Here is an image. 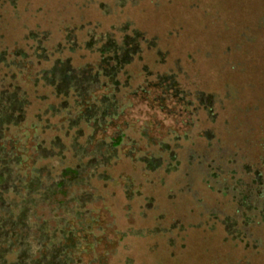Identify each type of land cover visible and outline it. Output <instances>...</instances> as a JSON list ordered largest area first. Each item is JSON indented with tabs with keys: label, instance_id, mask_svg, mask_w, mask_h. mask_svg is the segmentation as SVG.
<instances>
[{
	"label": "rangeland",
	"instance_id": "obj_1",
	"mask_svg": "<svg viewBox=\"0 0 264 264\" xmlns=\"http://www.w3.org/2000/svg\"><path fill=\"white\" fill-rule=\"evenodd\" d=\"M8 6L0 11L7 45L20 35L21 23L57 24L59 10L86 25L77 38H86L87 29L97 40V78L111 83L116 73L122 80L126 72L113 105L123 110L129 105L139 120L144 103L127 92L156 82L175 99L174 126L187 113L190 124L174 148L179 163L163 172L158 163L167 148L151 146L145 126L140 133L132 125L121 127L125 138L119 148L127 149L122 154L112 146L118 133L97 140L113 108L104 99L103 108L87 113H97V124L60 126L66 130L65 147L51 142L52 129L45 126L43 134L37 128L28 138L26 130L36 123L32 112L40 105L25 119L14 118V124L24 125L13 127L4 115L11 105L3 104L0 199L7 204L0 202V264H264V228L246 224L240 216L246 208L221 195L227 177L205 183L206 167L187 162L195 150H210L196 137L204 130L214 133L226 152L238 146L250 158L256 155V140L264 135V0H30L18 13ZM66 38L73 47V39ZM58 39L53 34L44 40L51 45ZM70 54L62 49L57 57ZM51 74L61 75L57 67ZM82 77L76 81L86 99L99 82L93 79L87 87ZM189 105H204L213 117L192 112ZM147 155L150 160H144ZM100 169L109 180L97 176Z\"/></svg>",
	"mask_w": 264,
	"mask_h": 264
},
{
	"label": "trees",
	"instance_id": "obj_2",
	"mask_svg": "<svg viewBox=\"0 0 264 264\" xmlns=\"http://www.w3.org/2000/svg\"><path fill=\"white\" fill-rule=\"evenodd\" d=\"M29 1L0 0V11L5 5H9L8 7L11 8L12 12L18 13L20 5L23 4L26 6ZM97 4L100 5L102 3L97 2ZM81 7L82 5H78V8ZM37 10L39 9L37 8L36 12ZM60 12L59 10H55L57 24L26 25L21 23L20 35L11 45H7L3 41L4 36L0 33V42L4 43L3 46L0 45V102H3L0 103V107L3 104L6 106L7 103L10 104L11 109L4 115L5 117H10L8 121L12 123H8L7 125L20 127L24 123L22 121L19 123L20 121H18V123L14 124L13 119L17 116L19 119H25L26 114L31 112V108L33 110L34 105H40V107H36V110L32 112L33 118H36L34 119L36 123L29 125V129L26 130L29 136L28 138L36 136L35 134L39 131L37 128L40 129V134H43L44 132L41 131V128L45 126V128L52 129L50 131L53 132L51 142L55 140L61 147H65L67 143V137H64L66 130L60 126L65 125L68 121L71 126L72 124H76L77 121H82V123L89 121L97 124V113L88 117L87 113L89 109L93 108L95 111L96 107L103 108V104L101 105L100 103L103 99L105 102L107 101V105H113L112 102H115V95H119L124 80L128 76L124 71L123 76H126V78L121 80L116 76V73L115 76L111 77V83L103 82L99 77L97 78V47L94 48V42H97V40L89 37L87 29L85 30L86 38L83 37L82 41L77 38L78 33L86 25L72 18L66 19ZM53 34H58L59 39L54 41V44L47 45L44 39ZM44 36L46 37L44 38ZM66 37L73 39V47L66 45ZM62 49H68L71 54L62 58L57 57L59 51ZM89 54H93L95 57H89ZM88 58H92V60L88 62ZM56 67L61 73L60 77H55L51 74ZM77 76H83V84H90L87 87L92 86L93 79L96 80L95 84L99 82L98 88L93 90L86 99H84V96H80L82 92L84 93L82 89L84 87L77 85ZM86 78L89 81H86ZM128 80L126 84H129ZM155 83L151 82L150 85L146 86L141 85L138 92L133 90L127 92L129 95L137 94L138 98L144 103L145 110L140 114L139 120L129 110V105L123 110V107H120L116 103V105H113L111 117L106 120V124L109 126L105 127V125L97 131L99 134V136L97 135V140H102L100 134L109 136L118 133L112 146H114L115 150L119 151V154H122L127 149L119 148L120 142L125 138L124 134L120 133L121 127L123 125H132L134 131L137 133H140L147 127V136L153 143L151 146L157 145L167 148L164 153L165 155H161L160 159L157 158L160 160L158 169L164 168V172L175 169L177 163H179V160L175 158L174 148L176 145L178 146L179 139L186 137L190 121L187 115L188 113H185L186 116L183 115L185 118L183 117L180 121L177 119L179 123L174 126L176 117H174V112L172 114V109L175 107V99L171 96L170 91L165 93ZM59 86H63L65 91H60ZM180 91L178 90L177 92ZM92 99L95 101L93 104H91ZM94 103H97V105ZM73 104L75 105L74 109L70 108ZM189 106L192 112L201 111L212 116V110H209L204 105ZM12 108L14 109L12 110ZM52 109L56 114H51ZM73 112H75L74 116L65 117V115H70ZM153 114L157 115V118H154L152 116ZM56 115H60V117L57 122H54ZM149 115L151 117H148ZM222 124V126L227 125L224 120H222ZM7 125L2 130H7ZM65 128L69 129L68 126H65ZM166 130L176 135L167 137L168 133L165 135ZM202 132H196V135L199 134L200 136ZM3 137L9 140L7 134H4ZM109 138L111 139L110 136ZM9 141L13 144V147L14 144L17 145V142L14 143L15 140L12 139ZM220 145V141L215 139V147L213 149L205 152L203 150L199 152L195 150V152L187 156V162L190 165H204L206 167V173L202 178V180L204 177L206 178L204 180L205 183L214 181L215 184H219L218 181L220 179L225 182V179L222 177L226 176L228 183L222 185L223 187L220 189L221 195L229 197L240 208H246L240 214L241 219L246 224L251 223L264 228V135L262 138L256 140L255 149L257 151L253 158L247 156L239 148L226 152L221 149ZM125 156H128V158L130 156V158L134 159L138 158L136 154H128ZM150 157V155H147L143 158L144 160H150ZM69 170L70 168L68 167L61 168V171L67 172ZM101 175H104L107 180L110 178V176L107 177L104 169L97 171V176ZM0 178L2 177L0 176ZM0 202L7 204L3 198L0 199Z\"/></svg>",
	"mask_w": 264,
	"mask_h": 264
},
{
	"label": "crops",
	"instance_id": "obj_3",
	"mask_svg": "<svg viewBox=\"0 0 264 264\" xmlns=\"http://www.w3.org/2000/svg\"><path fill=\"white\" fill-rule=\"evenodd\" d=\"M196 137L205 143L204 146L207 149H213L215 147L214 141L218 139L217 136L209 130H204L200 136L198 134ZM238 148V146H235L234 149L237 150Z\"/></svg>",
	"mask_w": 264,
	"mask_h": 264
}]
</instances>
